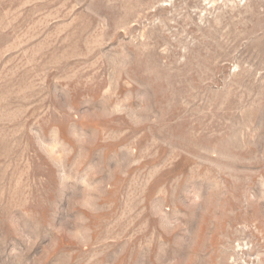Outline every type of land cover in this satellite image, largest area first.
Masks as SVG:
<instances>
[{
  "label": "rangeland",
  "instance_id": "obj_1",
  "mask_svg": "<svg viewBox=\"0 0 264 264\" xmlns=\"http://www.w3.org/2000/svg\"><path fill=\"white\" fill-rule=\"evenodd\" d=\"M0 264H264V0H0Z\"/></svg>",
  "mask_w": 264,
  "mask_h": 264
}]
</instances>
